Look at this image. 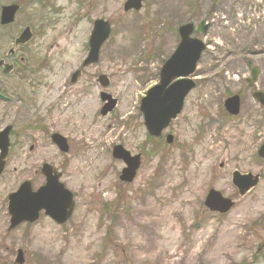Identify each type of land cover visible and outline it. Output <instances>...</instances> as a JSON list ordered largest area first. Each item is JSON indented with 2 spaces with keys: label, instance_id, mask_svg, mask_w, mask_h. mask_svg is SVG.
<instances>
[{
  "label": "rangeland",
  "instance_id": "obj_1",
  "mask_svg": "<svg viewBox=\"0 0 264 264\" xmlns=\"http://www.w3.org/2000/svg\"><path fill=\"white\" fill-rule=\"evenodd\" d=\"M125 1L0 0L21 6L2 34L16 37L26 26L47 23L30 46L35 60L52 67L41 72L48 81L34 95L37 110L16 119L17 158L0 175V264H17L19 249L23 264H264V160L257 156L264 106L245 82L251 61L260 69L254 88L264 92V0H144L141 10L124 12ZM98 18L111 22V36L99 62L72 83ZM187 22L207 27L194 33L207 45L194 74L197 86L164 133L174 142L163 136L153 145L140 101L158 83ZM100 74L110 78L106 91L118 99L107 116L100 115L99 83L88 85ZM237 92L242 110L230 117L223 103ZM9 121L0 119V129ZM53 132L68 139L67 153L51 141ZM115 144L133 154L157 151L125 183L119 179L124 164L112 157ZM43 162L62 173L76 209L64 225L41 216L9 230L7 196L24 180L34 187L43 182L35 174ZM235 170L261 175L244 197L232 184ZM212 188L235 200L227 214L206 208Z\"/></svg>",
  "mask_w": 264,
  "mask_h": 264
},
{
  "label": "water",
  "instance_id": "obj_2",
  "mask_svg": "<svg viewBox=\"0 0 264 264\" xmlns=\"http://www.w3.org/2000/svg\"><path fill=\"white\" fill-rule=\"evenodd\" d=\"M143 0H127L124 4V10L141 8ZM19 6L12 4L4 6L1 13V23L9 24L14 21L15 14ZM205 29V27H203ZM110 23L104 19H97L94 22V28L89 40V53L84 61V66L96 63L99 59V51L104 41L110 35ZM194 25L187 23L179 28L181 41L176 51L167 59L160 70V81L153 86L142 99L140 110L144 114L145 125L151 135L159 136L166 128L170 121L175 118L182 110L184 99L195 82L189 78L196 69L197 62L200 59L206 45L192 38ZM31 38L30 29L26 28L17 43H24ZM79 72L75 73L73 79ZM258 75V69L252 68V79L254 82ZM100 82L105 87L108 80L105 76L100 77ZM252 84V83H251ZM260 103L264 105V94L257 92L254 94ZM103 100H109L104 106L102 114L111 111L116 100L108 94H102ZM225 108L231 115H236L240 111V97L238 95L231 96L225 101ZM9 127L0 133L2 141V156L0 159V172L4 167V157L8 147ZM172 136H168V142H172ZM54 142L63 150H68L66 139L59 134L53 135ZM258 155L264 158V144L260 147ZM113 156L123 160L127 167L123 169L120 179L122 181L131 182L136 176V171L140 166V155L131 156L130 152L121 145L114 147ZM43 172L47 175V183L38 191L33 192L30 182H24L19 190L9 195V213L11 215L10 229L16 227L22 222H34L39 218L41 209H46L47 214L51 215L57 222L64 223L70 216L73 208V194L67 190L64 184L58 181L60 174L53 173L52 167L45 164ZM259 182V176L249 174H240L238 171L233 173V183L238 188L241 195H245L251 188L255 187ZM205 204L212 211L220 213L228 212L234 203L231 199L224 197L221 192L214 189L210 190ZM17 262H24L22 250L18 251Z\"/></svg>",
  "mask_w": 264,
  "mask_h": 264
},
{
  "label": "flooded vegetation",
  "instance_id": "obj_3",
  "mask_svg": "<svg viewBox=\"0 0 264 264\" xmlns=\"http://www.w3.org/2000/svg\"><path fill=\"white\" fill-rule=\"evenodd\" d=\"M45 5H49V3H45L43 6ZM2 6L3 5H0V15H1ZM10 25H2L0 23V119L3 120L8 117L11 119V121H9L7 125H4L0 129V132H1L5 128L9 127L8 148H7L6 157L4 158L5 166H4L3 172L5 171L6 165L11 159V157H13L14 159L17 158V152L15 150V147L19 143L16 141L15 138L16 136H20L22 133L16 131V128L14 126L16 123V119L19 118L18 115L20 113L25 112V110L27 109L29 110L34 109V111L37 110L35 108L36 103H35L34 95L36 92H38V87L44 86L43 84H45L48 81L47 74L43 75L41 74V72L43 71L48 72L52 70V67L48 63H45L44 59L41 58V59L35 60L36 55H33L34 52L30 46L34 38L37 37L38 30L40 31L39 33H42V34L45 32V29L48 26L47 23L42 26L41 25L26 26V27H29L31 30L32 39L29 42L21 43V44L16 43V38L18 37V35H20L21 32L16 37L12 35L8 36L5 34H2V31L7 29ZM201 26H202V23H200L199 26L197 25L195 31L199 29L201 30ZM38 73H40L41 75ZM83 74L84 72L82 70V73H80L77 76V78L75 79V82H72V80L71 82L76 83ZM251 75H252V69L250 68V77L246 78L245 82L247 84V88L250 90H253L252 91V96H253V94L256 91H258L254 87L260 76V69L258 70V76L254 82H250ZM94 78L95 79H90L88 81L89 87H92L94 81H95L94 83L96 82L98 83V78L96 79V76ZM28 88L30 89L29 91L27 90ZM82 90H83V93H86L87 89H82ZM234 94H237L241 97V110H242L243 94L242 92H237V93L230 94L229 96L234 95ZM83 101L85 102V99H83ZM224 111L226 112L225 108H224ZM40 123L42 122L40 121ZM53 133H59V132H53ZM168 134H172V133H168ZM160 138L161 137L154 138V137L148 136V140H152L151 142L153 143V145L156 143L157 139H160ZM1 141L2 139H0V142ZM173 142H174V138L172 139V143ZM1 147H2V144H0V158L2 156ZM32 149L33 148L31 147L30 151H32ZM22 150L23 149H21V151ZM156 151H157L156 149H151L148 152L145 149H142L140 150L139 153H135V154H140L141 160H143L145 155H149V154L156 155L155 153ZM24 154H26V152ZM44 163H48V162H43L41 164L40 169L35 172V174H38L39 172L42 175L43 182H41L37 187H34L33 181L31 179H28L31 181L33 189H37L38 187H40L46 182V177L42 173V166ZM41 216H45L49 218L48 216L42 213L40 215V218Z\"/></svg>",
  "mask_w": 264,
  "mask_h": 264
}]
</instances>
